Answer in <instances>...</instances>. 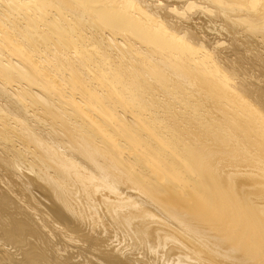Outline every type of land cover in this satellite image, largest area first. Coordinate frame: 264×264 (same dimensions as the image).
Wrapping results in <instances>:
<instances>
[{"label": "bare ground", "instance_id": "obj_1", "mask_svg": "<svg viewBox=\"0 0 264 264\" xmlns=\"http://www.w3.org/2000/svg\"><path fill=\"white\" fill-rule=\"evenodd\" d=\"M0 264H264V0H0Z\"/></svg>", "mask_w": 264, "mask_h": 264}]
</instances>
